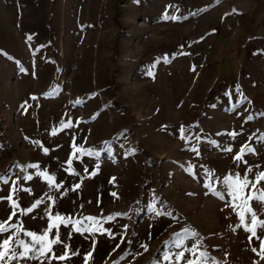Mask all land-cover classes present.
<instances>
[{
	"label": "rangeland",
	"instance_id": "1",
	"mask_svg": "<svg viewBox=\"0 0 264 264\" xmlns=\"http://www.w3.org/2000/svg\"><path fill=\"white\" fill-rule=\"evenodd\" d=\"M166 12L177 19L165 20ZM261 113L264 0H0V175L10 178L0 182V196L11 194L15 181L31 190L14 195L22 209L44 198L47 181L34 168L25 171L37 164L62 185L51 193L55 204L45 200L53 215L114 217L102 223L115 238L97 233L94 249L88 233L73 232L67 241L82 254L92 251L90 264H174L176 241L195 242L185 228L199 234L200 250L217 264H264L252 251L260 241L250 243V233L237 226L239 209L225 207L230 197L221 200L204 187L222 191L224 176H243L251 166L254 180L264 170ZM61 121L73 127L60 129ZM231 131L239 133L234 140L217 135ZM73 143L99 153L76 154L79 175L67 171ZM244 144L255 149L244 155L247 165L232 158ZM153 205L171 215L157 216ZM251 207L264 219V207L255 200ZM10 211L9 202H0V222ZM12 222L42 235L45 204ZM70 230L60 225L61 239ZM24 231L19 237L30 243ZM257 232L264 239V228ZM187 259L194 257L186 253Z\"/></svg>",
	"mask_w": 264,
	"mask_h": 264
},
{
	"label": "snow or ice",
	"instance_id": "2",
	"mask_svg": "<svg viewBox=\"0 0 264 264\" xmlns=\"http://www.w3.org/2000/svg\"><path fill=\"white\" fill-rule=\"evenodd\" d=\"M173 7V6H168ZM164 19H177L176 16H169L167 12L164 14ZM27 39L30 41L32 39L31 36H28ZM185 55L187 53H181ZM165 62H167L168 58L164 57ZM155 67V65H153ZM193 71H195V66H193ZM23 71V69H21ZM149 75H151V71H149ZM31 99H37L35 96L31 97ZM27 108V102L25 105L22 106ZM260 115L264 116V113ZM254 119L252 115L246 117L247 121H251ZM73 127L71 121L68 123H64L63 121L60 122V129H66ZM58 129L52 130V135H55ZM186 129L184 126H181L179 129L180 138L185 140L186 142L190 139L184 135ZM217 135H227L231 137L233 140L239 135L238 132L231 131L227 133H217ZM201 138L199 136L196 137V140L199 141ZM251 139V137H250ZM259 139L264 141V135L260 136ZM38 146L43 147L39 141H35ZM214 145L219 147L215 141L212 142ZM73 152L70 155L69 159L67 160V171L70 173H74L75 175H79L76 173L72 167L73 158L79 159L76 156L77 153H80L81 156H99L98 152H93L91 149H84L83 147H77L75 143H73ZM227 153H232L233 148L231 146H226L222 149ZM43 151L45 153L49 152V149L44 147ZM192 151L196 152L199 155V150L195 147L192 148ZM247 153L255 154V149L248 144H244L240 149L239 152L233 155V160L240 164L241 162L247 165V161L243 159L244 155ZM96 170L98 171L99 165L97 164ZM256 167H260L257 165ZM28 168L36 169V175L42 177L48 183L49 191L45 193V197L41 199H37L35 203H32L30 207L26 209H22L21 205L17 202L18 196L14 199V195L18 194L20 191H31L30 189H21L17 186L16 182L13 181L11 194L7 196H0V202L7 201L11 206V211L9 217L6 221L0 222V236L7 233L8 235L2 239L0 242V264H11L13 261H36L37 264H53V262H57V264H72L74 257H81L83 264H90L92 259V251H88L87 253L82 254L79 250L72 249L70 243L67 241L70 240L72 233H79L83 235L84 233L89 234V238L91 239V246L94 249L96 241L95 235L97 233L104 234L107 232L109 236H113V234L103 227L102 220L108 221L114 219L112 216L98 218L93 216H85L80 218H73L72 216H63L58 211L55 215H53V210L51 205L45 203V200L52 201L53 204L57 202V198L54 197L51 193L53 190L59 191L62 185L56 183V177L53 175H49L46 170L41 171L40 166L37 164H29L26 166L25 171ZM88 170L85 169V172ZM188 171L190 174L195 175L193 173L192 167L189 166ZM253 168L251 166L246 167L244 170L243 176L239 171L234 172L232 174L226 175L223 178L222 184L225 186L222 191H218L216 186L212 183H205L204 187L208 189L209 192L214 193L219 199L224 200L225 193L230 200L225 201V207L231 208L233 212H237L239 217V225L238 227L242 226L244 231L250 233L248 239L249 242H252V239L255 237L257 240L260 241L259 243V251L256 247L252 248V251L256 253L261 260H264V239H262L259 235L257 230L264 228V219L258 218V213L251 207V202L256 201L260 204L261 207H264V189L258 187V185L264 181V170L259 171L256 173L254 180L249 179V174L252 173ZM208 176H212V173L209 170H205ZM96 171L90 173V175H95ZM10 178H5L3 175H0V182L4 185L9 183ZM23 180L30 181L33 179L32 175H24L22 177ZM80 188V183H77L73 186L71 190H76ZM115 195V193H113ZM42 203L45 204V215L47 217V224L46 230L43 232L42 235H37L31 231H24L23 225L20 223H13V218L17 217V214L26 215L32 213L34 209L40 206ZM152 210L156 212V215H171V213H162L155 209V206H152ZM246 214L250 215V223L246 222ZM60 225H64L65 228L71 225V230L65 235L64 239H61L62 233L60 231ZM55 230V232H53ZM125 232L127 231V226H124ZM235 230V229H233ZM24 231V235L31 238V242H25L23 239L19 237V233ZM184 233L187 234L188 237L195 240L191 244L190 247L186 246L184 243V239H178L176 241L175 246L178 249H181L175 254V262L174 264H181V261H184L185 254L188 253L194 259H187L184 261V264H209L211 260V264H217L214 258L209 256L207 251H201L202 248L201 242L196 239L198 237V233L195 231H191L190 229L185 228ZM181 234L176 233V236L179 237ZM51 236V238H50ZM113 238H115L113 236ZM54 246H62L63 251L57 255L56 251L54 250ZM143 247H147L144 245ZM164 260L172 261V256L165 255Z\"/></svg>",
	"mask_w": 264,
	"mask_h": 264
}]
</instances>
